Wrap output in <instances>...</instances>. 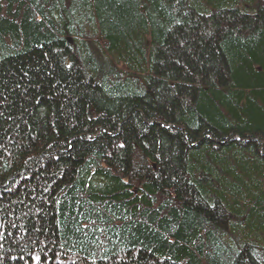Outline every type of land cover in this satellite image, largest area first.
Listing matches in <instances>:
<instances>
[{
  "label": "trees",
  "instance_id": "obj_1",
  "mask_svg": "<svg viewBox=\"0 0 264 264\" xmlns=\"http://www.w3.org/2000/svg\"><path fill=\"white\" fill-rule=\"evenodd\" d=\"M0 264H264V0H0Z\"/></svg>",
  "mask_w": 264,
  "mask_h": 264
}]
</instances>
